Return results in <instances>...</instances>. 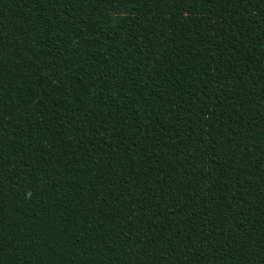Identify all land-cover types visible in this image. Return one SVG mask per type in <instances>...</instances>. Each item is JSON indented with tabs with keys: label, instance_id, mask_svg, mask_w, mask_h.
I'll list each match as a JSON object with an SVG mask.
<instances>
[{
	"label": "trees",
	"instance_id": "1",
	"mask_svg": "<svg viewBox=\"0 0 264 264\" xmlns=\"http://www.w3.org/2000/svg\"><path fill=\"white\" fill-rule=\"evenodd\" d=\"M0 264H264V0H0Z\"/></svg>",
	"mask_w": 264,
	"mask_h": 264
}]
</instances>
